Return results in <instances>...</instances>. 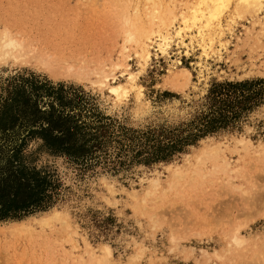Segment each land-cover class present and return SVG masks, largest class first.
<instances>
[{
  "label": "rangeland",
  "instance_id": "374dc122",
  "mask_svg": "<svg viewBox=\"0 0 264 264\" xmlns=\"http://www.w3.org/2000/svg\"><path fill=\"white\" fill-rule=\"evenodd\" d=\"M145 3L0 0V39L8 34L21 44V57L0 61V122L12 126L0 129V162L24 140L23 164L57 183L45 210L0 219V228H7L0 231V264H95L85 242L98 255L102 243L109 245L117 264H204V253L212 257L205 264H264V249L251 248L264 241V100L226 128L195 136L213 83L264 79V28L253 23L264 21V2L257 17L233 15L227 31L230 7L222 17L226 33L215 38V50L208 54L199 48L195 29L184 43L172 39L165 54L150 48L143 68L132 53L127 62L135 80L115 102L105 89L91 85L92 72L124 63V20ZM118 71L117 81H124ZM79 72L85 73L82 81L74 77ZM137 87L145 104L137 100ZM41 128L49 133L29 135ZM44 137L86 142L87 152L78 157L52 152ZM239 137L252 142L235 151ZM217 141L227 143L221 147L239 171L235 176H194L146 196L151 178L165 183L167 164H181L184 154ZM51 209L65 211L69 226L56 223L41 230L27 219ZM236 227L247 243L217 260L213 254H224ZM170 233L179 237L175 244ZM137 246L142 253L130 262Z\"/></svg>",
  "mask_w": 264,
  "mask_h": 264
},
{
  "label": "bare ground",
  "instance_id": "6f19581e",
  "mask_svg": "<svg viewBox=\"0 0 264 264\" xmlns=\"http://www.w3.org/2000/svg\"><path fill=\"white\" fill-rule=\"evenodd\" d=\"M164 2V0H146L142 11L136 7L134 10V15L129 17L126 15L124 20L126 29L125 31L123 29L125 36L123 38V45L120 51L124 63H113L112 69L109 71L95 70L92 72L96 77L94 79H90L91 85L93 84L100 89H105L115 102L122 100L127 95L128 88L131 87L130 83L135 80L136 74L130 70L129 64L127 62V60L130 59L132 53L134 57L137 58L139 65L143 68L150 60V48H155V50L159 53L165 54L167 53V49L172 39H175L177 43H184L189 31L195 29L197 35L201 39L199 48L201 49L202 53L208 54L209 52L215 50V38L219 40L226 33V28L222 25V17L228 10H230V7H233L232 14L230 13L231 15H225L224 17L227 27L230 25V22L232 23L235 16H241V14L250 13L251 15L257 17L259 12L263 9L264 0H186L183 5L179 0H171L170 4L166 5ZM253 23H258L262 28H264V21L262 22L257 19ZM227 29V31H229V27ZM204 34L208 35V41L206 42L203 38ZM20 49L21 44L18 41H16L10 35L4 34L0 39V61H5L9 58L17 60L19 57H21V55L17 53L20 52ZM69 68L70 67H68V69ZM119 68H121V71L118 72L124 81H117L118 77L114 71L118 70ZM184 72L186 73V71ZM74 77L78 81H82L85 79V73L79 72L75 74ZM140 88L141 87H137L136 97L141 105L145 103L140 100L142 96ZM251 142L247 139V137L235 138L234 150L239 151L240 149H247ZM222 145L226 146L227 143L224 141L205 143L202 147L198 148L194 154H184L183 162L181 164H167L165 167L168 169V176L165 180V183H162L159 176L151 178L147 186L146 196L153 194L158 190H166L167 188L173 187L181 180L188 179L191 181L194 176L204 177L218 174L235 176V173L239 171L237 168L231 166L227 155L223 154V148L221 147ZM207 164H209L211 168L205 169V165ZM27 219L35 221L41 230L44 227L53 228L56 223H59L60 225H65L67 223V226H69L68 214L65 211L59 209L45 211L42 213L40 218H36L34 215H31L27 217ZM23 221L24 220H20L17 222L20 223ZM154 223L155 222L153 221V226ZM32 227L33 226H31V228ZM6 229L7 228H0V231H4ZM240 231L241 230L239 227H236L232 231L229 237L230 240L226 243L227 247L224 248V254L215 252L213 254L214 258L223 262L226 258V253H231L233 250L236 251L247 243V240L240 233ZM66 235H69V231H67ZM64 239L66 240V238ZM178 239L179 237L176 234L170 233L169 240L172 244H175ZM77 246L78 245L75 244L73 247L76 248ZM85 246L86 252L93 259L95 264H117L112 262V251L109 245L106 243H102L100 245L101 255L95 253L94 248L91 247L88 242H85ZM259 246L260 248L264 249V241L260 245L255 243L251 248L256 249ZM245 249L247 250L248 248L245 247ZM142 250V247L137 246L134 252L135 254L130 257L131 259H129L130 262H132L133 259L137 260L142 253ZM249 250L250 249L247 251ZM203 255L204 264L211 262V256L207 254L205 255V253ZM257 255H260V253L255 251L253 256L258 258ZM254 257L251 256V258Z\"/></svg>",
  "mask_w": 264,
  "mask_h": 264
},
{
  "label": "trees",
  "instance_id": "16d2710c",
  "mask_svg": "<svg viewBox=\"0 0 264 264\" xmlns=\"http://www.w3.org/2000/svg\"><path fill=\"white\" fill-rule=\"evenodd\" d=\"M208 112L199 118V134L204 136L220 128H226L243 112L250 110L264 100V79L244 80L240 82L213 83L205 95ZM11 124L0 122V129L6 130ZM49 133L46 128L33 129L29 135ZM69 132L67 131V135ZM62 137L45 138L44 146L52 152H65L69 156L84 155L86 142L77 144ZM68 138V137H67ZM25 146L22 140L11 148L4 162H0V219L19 218L36 210L49 207L56 193L57 183L50 174H41L35 168H27L21 160Z\"/></svg>",
  "mask_w": 264,
  "mask_h": 264
}]
</instances>
